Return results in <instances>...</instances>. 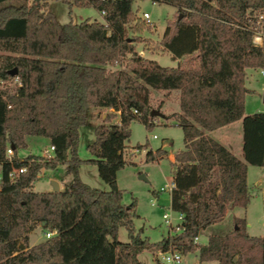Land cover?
<instances>
[{
	"label": "trees",
	"instance_id": "obj_1",
	"mask_svg": "<svg viewBox=\"0 0 264 264\" xmlns=\"http://www.w3.org/2000/svg\"><path fill=\"white\" fill-rule=\"evenodd\" d=\"M7 1L0 0V264H140L142 252L170 245H182L184 254L197 251L200 264H264V223L262 235L253 237L244 219H234L228 234L190 244L222 222L228 207H247L246 165L264 169V113L243 115L245 71H264V44L252 43L257 28L264 29V0H149L176 10L160 40L162 51L179 61L174 68L137 52L150 28L132 6L144 0ZM49 1L64 2L70 11L93 8L102 22L59 24L45 11ZM152 90L178 93L179 113L164 119L176 118L185 145L174 155L170 193L171 210L183 217L182 232L157 243L136 231L135 202L122 203L116 182L128 165L131 123L149 128L163 115L153 114ZM100 110L111 112L94 125V141L86 147L92 158L82 160L79 130ZM240 120L243 161L206 134ZM29 137L46 138L52 156L20 158ZM134 149L146 150L145 163L167 156L148 144ZM88 164L108 191L81 181L79 167ZM59 166L72 177L70 186L32 191L43 170ZM21 167L25 173L11 181L9 171ZM39 224L53 235L29 247L27 234ZM120 227L126 243L118 240Z\"/></svg>",
	"mask_w": 264,
	"mask_h": 264
},
{
	"label": "rangeland",
	"instance_id": "obj_2",
	"mask_svg": "<svg viewBox=\"0 0 264 264\" xmlns=\"http://www.w3.org/2000/svg\"><path fill=\"white\" fill-rule=\"evenodd\" d=\"M24 0H8L6 4H21ZM133 10L138 9V16L143 13L149 15V31L141 35L142 42L136 45L138 54L141 57L148 58L162 67L174 68L177 62L173 61L170 54L164 53L160 47V40L166 26V22L174 18L176 10L169 5L152 3L149 0L137 1L132 6ZM45 11L51 13L59 24H80L86 20L102 22L101 15L93 8H77L60 1H49ZM260 16L257 17L259 24ZM257 28V27H256ZM259 38L254 42L257 46L264 44V29L257 28L252 38ZM117 69V68H116ZM246 87L254 91L253 95L244 97L243 112L245 115H250L257 108H264V76L260 75V71L247 69L246 71ZM16 83V81H14ZM165 92L151 91V107L156 112L163 115L158 117V124L146 128L139 122H133L130 125L131 135L125 150V158L128 160V165L117 172V187L123 193L122 203L126 206L135 202V213L137 218L134 219L136 231L141 233L142 237L147 238L151 243L159 242L164 236L168 235V230L165 228L162 216L164 213L171 211V216L176 218V213L171 210L170 196L168 193H160V189L172 181L174 172L173 165L168 158L154 163H145L144 158L146 150L139 151L134 147L139 144H148L149 150H157L163 144H166L163 149L168 153L180 151L183 147V133L178 127L177 121L170 118L168 121L164 119V114L177 112L179 103L177 102L178 93L170 92L165 95ZM99 117L93 120V123L79 130V145L78 156L82 160L91 159L92 156L87 152L86 147L94 141L93 127L101 122L100 116L111 111L100 110ZM171 116V115H167ZM117 120L112 123L116 124ZM234 134V132H232ZM241 130H238V136ZM156 136V139H153ZM234 140V139H233ZM27 149L18 152L20 158L28 155H35L45 158V151H49V141L43 137H29L26 139ZM250 170H258L256 167H250ZM252 172V171H250ZM257 172V171H256ZM253 175V174H252ZM250 173V178H252ZM144 177V180L140 179ZM79 177L83 183L91 188L101 191H108L109 187L99 178L97 168L94 165H81L79 167ZM51 181H56L59 184V191H62L65 186H70L72 177L66 174L64 166H59L56 172L43 170L39 179L33 183V192H52ZM250 207L245 209L238 208L236 214L239 219H245L249 223L250 228L247 230L249 236H261L264 223V187L262 191L249 190ZM249 199V200H250ZM155 202V206H151V202ZM247 214V215H246ZM245 217V218H244ZM230 217L225 221L210 226L200 233L199 243L204 245L207 243L208 237L212 235H225L231 232L235 226L230 222ZM245 222V226H246ZM262 227V228H261ZM48 232L42 229V225H36L35 229L27 234V246L32 247L46 241ZM118 240L122 243L128 241L125 228L120 227L118 230ZM20 251L25 250V243L22 238L18 240ZM140 264H155V253L152 251H144L138 255ZM183 264H198L197 251H194L183 258ZM207 264V263H202Z\"/></svg>",
	"mask_w": 264,
	"mask_h": 264
},
{
	"label": "crops",
	"instance_id": "obj_3",
	"mask_svg": "<svg viewBox=\"0 0 264 264\" xmlns=\"http://www.w3.org/2000/svg\"><path fill=\"white\" fill-rule=\"evenodd\" d=\"M176 62L178 63L179 61L177 60ZM254 71H256V70H254ZM244 87L246 88V90H248V94H246V95H253L254 91L252 89L246 87V72H245V79H244ZM175 93H177V92H175ZM177 102H178V99H177ZM174 113H179V108H178L177 112H172L170 114H164L163 117L166 118V117H168L167 115H172ZM255 113H264V108L263 109L257 108L256 111H254V113H252V114H255ZM252 114H250V115H252ZM243 115L247 116L244 114V112H243ZM103 118H104V115L102 116L101 119H103ZM169 119H170V117L168 119H165V120L168 121ZM174 119H176V118H174ZM116 123H117V121H116ZM238 130H241V134H239V136H238ZM232 132H234V134H232ZM206 134L209 137H211L212 139H214L215 141H217L218 143H220L221 145H223L226 149H228L237 159H239L240 161H243L242 160V121L241 120L237 121L235 123H232L226 127L220 128L216 131L208 132ZM127 146L131 147L129 144H127ZM165 146H166V144H163L160 148L163 149V147H165ZM184 148H185V145H184V140H183V147L181 150H183ZM163 150H165V149H163ZM152 151H154V150H152ZM177 152H179V151H177ZM177 152H175V153H168L167 152V156L165 157V158H168L170 160L171 164L173 165V168H174L173 176H174L175 171H176V166L174 164V155ZM250 167L251 166L246 165V184H247L248 192L250 189L262 191V189L264 187V169L257 168L258 170L254 171V170H250L251 169ZM250 171H252V172H250ZM250 173H251V175L253 174L251 176L252 178H250ZM173 176H172V179H173ZM165 192L168 193L170 196L171 192H167V191H165ZM160 193H163V192L160 191ZM250 201H251V199L249 200L247 207L245 208V213L247 212V208L250 207ZM155 202H157V200L152 201L151 203L155 204ZM238 208L239 207H234V208L228 207L223 221H225L227 217H230V219H231L230 222L233 223L234 219L241 218V217H238V215L236 214V210ZM247 219H248V217L245 219V222ZM261 226L263 227V223H261ZM248 228H250V225L248 222H246L245 229H248ZM245 231L247 234V230H245ZM199 236H200V234H199ZM163 238H165V236ZM192 252H194V251H191V252L185 254V256L192 253ZM197 259H198V257H197ZM198 264H200L199 260H198ZM207 264H209V263H207Z\"/></svg>",
	"mask_w": 264,
	"mask_h": 264
},
{
	"label": "built area",
	"instance_id": "obj_4",
	"mask_svg": "<svg viewBox=\"0 0 264 264\" xmlns=\"http://www.w3.org/2000/svg\"><path fill=\"white\" fill-rule=\"evenodd\" d=\"M106 1V0H101ZM103 14H101L102 16ZM143 19H145L147 22H149V15L147 13H143ZM261 20V16L259 17ZM259 38H252V43ZM255 45V44H254ZM260 75L264 76V71H260ZM17 83V80H16ZM134 114H136V111H133ZM158 124L157 121H153L152 125ZM153 139H156V136H153ZM54 148L50 146L49 151H45V158L48 159L52 156ZM13 156V152L11 148H7L6 150V157L8 160H11ZM25 168H13L11 171H9L8 177L11 181L16 180L19 178V176L23 173H25ZM1 174H0V184H1ZM175 187L174 181H172L169 184H166L164 188H161V192H171ZM154 203H151V206H154ZM171 211L169 213H164L162 216V220L164 223L165 228L168 230V234L174 235L182 232V222L183 217L180 214L176 213V218H173L171 216ZM53 235V233H48L47 236ZM193 246H200L199 243V237H195L192 242L190 243ZM185 254L183 252V246L182 245H170L166 250L164 251H157L155 252V264H183V258Z\"/></svg>",
	"mask_w": 264,
	"mask_h": 264
},
{
	"label": "water",
	"instance_id": "obj_5",
	"mask_svg": "<svg viewBox=\"0 0 264 264\" xmlns=\"http://www.w3.org/2000/svg\"><path fill=\"white\" fill-rule=\"evenodd\" d=\"M16 74V70L10 73V75L14 76ZM154 115L157 114V112H153ZM140 179L144 180V177L142 176ZM52 186V192L57 193L59 192V184L56 181H51Z\"/></svg>",
	"mask_w": 264,
	"mask_h": 264
}]
</instances>
